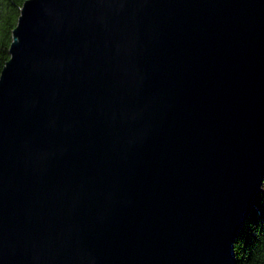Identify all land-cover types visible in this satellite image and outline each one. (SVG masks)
I'll return each mask as SVG.
<instances>
[{
  "label": "water",
  "instance_id": "1",
  "mask_svg": "<svg viewBox=\"0 0 264 264\" xmlns=\"http://www.w3.org/2000/svg\"><path fill=\"white\" fill-rule=\"evenodd\" d=\"M8 54L0 264H236L264 0H26Z\"/></svg>",
  "mask_w": 264,
  "mask_h": 264
},
{
  "label": "trees",
  "instance_id": "2",
  "mask_svg": "<svg viewBox=\"0 0 264 264\" xmlns=\"http://www.w3.org/2000/svg\"><path fill=\"white\" fill-rule=\"evenodd\" d=\"M26 0H0V73L9 59L8 50ZM234 253L236 264H264V178L255 205L238 234Z\"/></svg>",
  "mask_w": 264,
  "mask_h": 264
}]
</instances>
